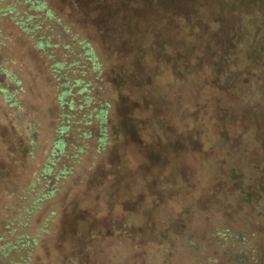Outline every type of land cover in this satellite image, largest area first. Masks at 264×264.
Segmentation results:
<instances>
[{"label":"rangeland","instance_id":"rangeland-1","mask_svg":"<svg viewBox=\"0 0 264 264\" xmlns=\"http://www.w3.org/2000/svg\"><path fill=\"white\" fill-rule=\"evenodd\" d=\"M43 1L106 63L88 109L107 98L109 144L95 152L88 109L75 108L67 154L55 164L68 173H41L62 113L49 66L77 55L51 48L49 59L36 42H57L53 20L27 0H0V264H206V234L221 221L239 227L253 212L231 170L248 189L264 178V139L244 123L256 114L236 93L248 63L233 10L243 14L256 0ZM28 16L37 18L29 25ZM34 23L40 29L28 33ZM232 67L240 68L232 80L212 83ZM185 69L192 75L175 79ZM78 90L67 98L75 106ZM250 220L263 235L264 222ZM187 234L200 244L198 258L180 246Z\"/></svg>","mask_w":264,"mask_h":264},{"label":"trees","instance_id":"trees-1","mask_svg":"<svg viewBox=\"0 0 264 264\" xmlns=\"http://www.w3.org/2000/svg\"><path fill=\"white\" fill-rule=\"evenodd\" d=\"M30 3V8L33 11H38L40 14H44L47 19H52L53 22L49 26L56 31V43H51V37L43 39L40 37L36 42V48L40 50H48L47 57L54 59L51 48L61 47L66 51L65 54L77 55L76 59L71 63L64 60H53L49 68L55 74H58L57 81L59 82V88L61 93L59 95V104L62 109L60 114V124L55 130V139L49 150V156L46 160L44 168L41 170L42 174H49L52 178L58 179L68 173V170L64 167L55 168L56 161L62 156L66 155L65 146L66 138L69 137V116L68 112L73 111L75 108L78 110L88 109L91 104L95 102V96L93 95L98 82L102 81L107 73L106 63L97 46L93 45L86 38H81L79 34L69 28L67 24L62 25L61 19L56 16L55 12L46 7L43 0H27ZM12 10L11 7L8 9ZM239 11L238 7L233 10V15L236 18V30L239 36L238 41L235 42L236 47L246 50L245 65L247 76L238 78L237 98L241 102L243 109L249 107L256 114L255 119L251 122L244 123L252 127L257 133L261 135V140L264 139V0H256L252 2L250 6L246 7L243 14ZM35 18H37L35 16ZM32 16H28V24L30 25L35 19ZM257 21H260L258 23ZM263 29V33L258 36L260 29ZM40 29V24L34 23L32 27H28V33L34 32ZM26 30V29H25ZM196 30V29H195ZM184 32V30L182 29ZM198 30H196L197 32ZM58 32V33H57ZM199 32V31H198ZM201 33V32H199ZM70 35V37L76 41L75 45L65 43L62 39V35ZM200 35V34H199ZM194 39V38H193ZM62 40V41H61ZM187 46V42L184 43ZM79 50V53L76 52ZM254 60L260 65L255 66ZM254 64V67L252 66ZM236 67V66H235ZM230 68L223 76L218 78H212V83H224L233 79V75L239 72L240 68ZM212 72V71H211ZM175 79H181L182 77H188L192 75V72L188 69L179 75H175ZM72 74V77L70 75ZM76 74L80 78L76 77ZM86 75L91 76L86 80ZM221 77V78H220ZM220 78V79H219ZM206 79V78H205ZM201 76L196 78L195 82H200ZM193 82V81H192ZM79 87L78 94H84L82 100L78 101L77 106L73 100L67 101L68 96L71 95L73 88ZM101 88V87H100ZM99 88V89H100ZM8 93L7 91H4ZM181 98L185 101L187 95L184 93ZM111 105L107 98L103 103H99L98 107L88 109V113L85 115V119H89L87 124H94L96 131V143L94 146L95 152L99 153L109 144L108 142V128L109 123L108 112ZM215 111L213 115L217 114ZM246 117V116H245ZM84 137H89L90 132L85 131ZM65 138V139H64ZM81 149V148H79ZM42 174L40 176H42ZM231 178L234 183L233 186L238 192V199L240 203L253 207L252 215L250 211L245 214L242 219L241 226L234 227L226 224L224 221L219 222L214 226L209 233L206 234L205 239L210 247V253L208 255L206 264H264V234L258 229H252L250 218H254L257 222H254L256 226L259 221L264 222V178L261 182H250L251 188H246L245 183L242 180V176L231 170ZM54 193L51 189L44 197H49ZM42 198V197H40ZM182 235V234H181ZM183 239V238H182ZM187 241V242H186ZM181 247H186L193 258H198L200 253V244L198 242L191 241V235L187 234L184 239L180 241ZM185 242V243H184ZM204 250H202V253Z\"/></svg>","mask_w":264,"mask_h":264}]
</instances>
